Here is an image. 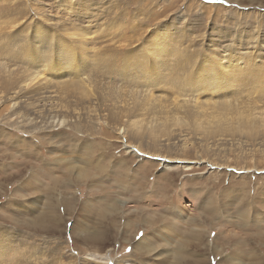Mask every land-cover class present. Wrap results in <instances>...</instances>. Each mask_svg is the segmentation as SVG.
Instances as JSON below:
<instances>
[{"label": "rangeland", "instance_id": "rangeland-1", "mask_svg": "<svg viewBox=\"0 0 264 264\" xmlns=\"http://www.w3.org/2000/svg\"><path fill=\"white\" fill-rule=\"evenodd\" d=\"M83 30L87 52L71 36ZM156 30L177 47L173 57L133 60L161 71L157 83L179 63L177 82L196 98L195 82L208 89L242 58L264 78V0H0V264H264V133L212 134L213 115L201 127L183 113L177 125L163 112L152 120V109L132 114L140 123L122 116L132 103H117L124 88H139L128 78L131 49L150 46ZM125 34L140 41L121 48ZM64 41L78 69L90 63L80 78L95 96L54 85ZM74 73L60 78L77 88ZM38 74L50 88L35 86ZM249 79L229 100L251 92L264 103Z\"/></svg>", "mask_w": 264, "mask_h": 264}, {"label": "bare ground", "instance_id": "bare-ground-1", "mask_svg": "<svg viewBox=\"0 0 264 264\" xmlns=\"http://www.w3.org/2000/svg\"><path fill=\"white\" fill-rule=\"evenodd\" d=\"M119 25L120 24H118V26ZM112 27H114V26L112 25ZM78 31H76V33H74V34H71V36L75 38V40H76L75 43H77V46L80 49H83L87 52V48L84 47L86 45L85 43H91L92 39L88 38L89 36L85 33L84 30H83L84 32H78ZM162 32L160 30H156L155 33L152 34V36H153L151 38L152 44L150 46H148L146 49L144 48L145 47L144 45H141V47H143V48L140 47V48L131 49L134 52L132 54H130V56L128 58L127 67H128V71L131 74V77H128V78H130L131 81L136 82L139 85V88L133 87V88H135V90H130V91L126 90L127 88H130V86H127V88H124L125 89L124 93H127L126 96L128 98L126 99L125 97L122 96V99H123L122 103H120V102H117V103L121 104V106H122L128 100H130V98H131L132 103L129 105V107L126 110H124V113H122L123 118L128 119L130 121V123H140L139 120H133L132 117L137 118L138 116H132V114L136 111L137 112H139V111L140 112H146L147 110L152 109L153 112H151V113L147 112L148 115H151L152 120L156 119V121H157V116L159 114L161 115L163 112L164 118L159 116L160 121H162V120L163 121L164 120L169 121L170 117H171L170 121L173 122L175 125H177L178 122L181 121V117H182L181 115L183 113V114H186L193 122H195V125L197 127H201V126L197 125V121H200L202 119V117H205V116L208 117V115H210L208 118H211V115H213V118L211 119V121H209V123L207 125V126H209V129L212 128L211 125L214 126V133H212V134H217V133H219V134H225V133L235 134V133H237L238 134L239 133L242 136L248 135L250 137H253V135L258 133V132L264 133V103L261 104L262 103L261 98L257 99V97L253 96V94H250L251 93L250 92L247 95L248 96V102H247L246 98H244L243 101L237 100V102H234L235 100L234 101L229 100V98L231 99V97H232V96H230L231 93H237L240 91H244V93H246L251 88V86H245L246 84L247 85H249V84L243 83L245 81V80L243 81L244 78H250L249 83H254L256 85V87L258 88L257 93H261V95L259 94V96H262V94L264 93V92H261L264 90V89H262V88H264V78H262L260 73L263 70V68H262L261 64H259V66L256 65L257 60L253 59V61H250V60H248L249 58H246V59L242 58L240 62L232 60V62L230 61V62L226 63L225 65L222 66L223 70L222 69L218 70V71H221L222 74L220 73L219 76L218 75L215 76V78L218 76L216 79V83H212L210 86H208V89H205V86L199 87L196 82L195 83L193 82L194 83V85L192 87L193 89L202 90V92L195 94L196 98H194L192 96V94H188V93H190V90H189L190 88L187 84L188 80L187 81L182 80L179 83L177 82L178 76H180V74H181L180 69H179V63L178 64L173 63L174 66H173L172 70L170 71L168 81H165V83H157L158 78L161 77V74H162L161 71H159L158 74H152L151 75L148 73V70L145 67L141 68L140 64L137 63V61L133 60V57H138L137 53H139V51L141 53H143V51H144L145 54H146V52H152L153 56H154V60L157 63L159 60H161L160 58L163 56V54H167L168 56L173 57L174 52H175L174 50H176L177 47H175V49L172 47V49H174V50H170V48H167L166 47L167 45H165V44H166V41L168 39V33L166 32V35H164ZM36 33H40L41 35H43L41 31H37ZM69 34H70V31H69ZM126 36L127 35L125 34L123 36L124 38L121 41H117L118 44H121L120 45L121 48H123V47L127 48L128 46H131V44L133 45L137 41H140V40H137L134 37V35L133 36L128 35V37H126ZM150 37H151V35H150ZM140 39H142V38H140ZM123 41L125 43L122 44ZM127 43H129V44H127ZM62 44L65 46H63ZM62 44H61V50L59 49V51H60L59 55L56 54L55 58H57L58 62H60V60L62 58H65L67 60L63 63L61 73H58L59 69L57 66V73L58 74H56V78L59 81L56 79L54 82L55 83L54 85H56V87L58 86V91H60V89L62 88L65 93L82 92L88 98L95 96V94H93L94 89L92 88L93 82L88 81V80L86 81L84 79V77L80 78L81 72L84 71V69H85L82 67L83 63L88 64L89 62H87V60L82 61L81 67H80V69H78L77 58H75V56L73 58H70V56L68 55L69 43L64 41V42H62ZM86 47H88V46H86ZM71 49H73V48H71ZM81 53H83V52H81ZM28 54H31V53H28ZM73 55H74V53H73ZM139 55H140V53H139ZM107 56L109 57V55H107ZM143 56H145V55H143ZM230 58H231V56H230ZM104 59H106V58H104ZM144 59H146V58L143 57V60ZM217 59H221V58H217ZM250 59H252V58H250ZM163 60H165V59H163ZM146 61H147V59H146ZM224 61H228L227 58L224 59ZM170 63H172V62H170ZM183 65H188V63L184 64V62H183L181 64V66H183ZM71 69L76 71V73L72 74L71 81L74 83V86L77 88H74L71 85H66L67 80H64L65 77L64 78L62 77V79L60 78V74H65L66 77H69V71ZM158 69L165 70L166 67L159 65ZM166 70L169 71L168 69H166ZM239 73H240V75H239ZM244 73H247V75H244ZM85 74H87L86 71H84V75L83 74L82 75L85 76ZM220 75H223V78ZM44 76H45L44 74H38L36 76L35 86L37 84L43 82L42 83L43 84L42 87L44 86L43 89H48L51 87L50 85L53 83L50 82L49 80H47L46 77H44ZM170 76L173 77V83H170ZM212 77H213V75H212ZM181 78H183V77H181ZM91 79H93V78H91ZM135 79H139L140 81L135 80ZM222 81H223V86H221L222 84L219 85V83ZM27 82H28V80L24 81V84L26 86H27ZM54 85H52V86H54ZM255 85H253V86H255ZM234 86H238L236 90H235L236 87L234 88ZM142 87H143V89H141ZM166 87H168V88H166ZM113 88L119 89V91H121V88H117V87H113ZM144 89H147V90L144 91ZM159 89L162 90L160 93H164L163 92L164 90L166 92L167 91L171 92L170 98L167 99L166 96L159 94V91H158ZM169 89H171V90H169ZM141 91H144V94H141ZM208 91H212L211 97L215 98L216 96H218L220 100L218 99L219 101H217V100H214L212 98H211L212 100H209L208 99L209 97L204 96L205 94L206 95L210 94ZM192 100L195 101V104H192V102H193ZM153 117H155V118H153ZM236 117L238 118V121H239L238 123H237V121H236V123H234L232 121H230L231 123L228 122L229 120L235 119ZM151 124H153V123H151ZM138 125L139 124H137V126ZM158 125H159L158 123H155L153 126L149 127L151 129V130H149L150 132L148 133L150 136H147V138L149 140H151V138H152L151 135H157V134H159V132L162 131L163 127L158 126ZM153 127H155V128H153ZM165 127H166V125H165ZM180 127L178 126V128H180ZM136 129L138 130L139 128H136ZM167 129H168V127H167ZM136 134L139 137H140V135L142 137L146 136L143 134H139L138 132H136ZM221 137H226V136L221 135ZM154 142H156V141H154ZM3 250H5V249H3ZM21 251H22V249H21ZM25 252H26V250H25ZM25 252H23V253H25ZM15 255H17V254H15ZM17 259H19V258H17ZM15 260H16V257H15Z\"/></svg>", "mask_w": 264, "mask_h": 264}, {"label": "snow or ice", "instance_id": "snow-or-ice-1", "mask_svg": "<svg viewBox=\"0 0 264 264\" xmlns=\"http://www.w3.org/2000/svg\"><path fill=\"white\" fill-rule=\"evenodd\" d=\"M141 236H143V233H141Z\"/></svg>", "mask_w": 264, "mask_h": 264}]
</instances>
